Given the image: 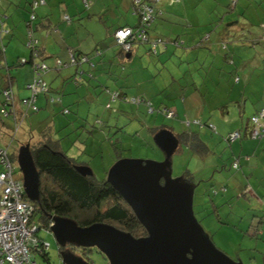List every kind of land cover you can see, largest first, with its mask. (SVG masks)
I'll return each instance as SVG.
<instances>
[{
    "label": "rangeland",
    "instance_id": "374dc122",
    "mask_svg": "<svg viewBox=\"0 0 264 264\" xmlns=\"http://www.w3.org/2000/svg\"><path fill=\"white\" fill-rule=\"evenodd\" d=\"M35 1L31 2L32 7L38 4L51 7L57 9L58 17L62 15L63 19H69L65 2L42 5L45 1L39 0L35 5ZM104 1L106 5L114 4L113 7L104 6L105 14L114 22L132 26L137 23L133 0ZM234 1L157 0V6L164 12L163 17L154 22L151 33L177 39L179 44L170 47L171 52H160L153 57L144 53L135 58L134 68L136 65L142 67L136 72L135 81L131 75H126V70L124 75L121 70L116 74L114 79L119 82L116 84L111 80L107 87L126 91L122 87L126 86L131 91L128 101L112 99L102 85L90 82L89 89L99 102L98 106L86 100L91 98L85 97L86 87L79 89L78 94L83 98L80 116L70 104V99L77 95L67 92L76 84L66 77L73 65L60 67L58 71L55 66L58 60L66 62L69 57L67 60L58 55L59 52L44 56L37 44L38 53L33 54V61L50 67L42 75L50 90L36 97L37 111L26 110L20 101L17 102L15 117L12 113L4 115L0 93V145L17 151L28 142L32 148L34 145L31 144L39 142L36 141L38 125H42L41 130L50 125L54 130L51 136L58 140L65 154L76 161L88 162L96 179H103L119 158L163 160V151L153 142L156 132L151 134L150 128L171 127L176 134L195 131L208 144L211 153L204 158L188 151V155L174 153L171 157L172 176L192 172L189 181L196 183L194 214L218 249L243 264H264V137L259 140L244 137L242 129L246 124L251 127V116L264 106V0H239L236 7ZM80 3L87 7L91 1L80 0ZM69 13L73 24L77 25L80 18L71 11ZM3 15L10 18L6 20ZM34 18L23 4L8 5L7 10L0 7V32L5 30L2 26L5 21L10 23L9 28L18 27L17 33L20 32L12 40H8L6 34L2 39L1 34L0 48L4 47V59L0 61V90L11 74L14 76L13 90L22 95L20 97L30 95L26 80L32 82L35 77L31 64L20 66L18 62L22 58L29 59L32 53L28 34H33L28 33V29L33 28L32 24H38L39 17ZM110 23L107 20V24ZM102 42V47L106 46V42ZM113 45L119 50L117 44ZM139 46L147 52L144 45ZM14 62L16 65H12ZM84 77L82 83L87 84L88 77ZM238 85L239 89L236 88ZM139 96L144 101L131 102ZM88 106L91 107L90 120L83 125L78 116L85 118ZM65 108L69 113L62 112ZM163 108L174 111L175 117L164 116L160 111ZM96 116L102 120L107 118L109 127L104 131L92 128ZM91 129L96 131L91 133ZM236 131L241 137L229 141L227 136ZM116 139L118 148L113 145ZM244 148H249L250 152L246 154ZM234 161H237L238 168L232 167ZM15 169L21 173L17 161ZM40 180L49 181L42 174ZM246 186L253 188L245 193L243 188ZM42 227L47 231L40 228L37 235L48 244L49 261L37 254L36 263L63 264L53 235L45 225ZM73 251L79 253L76 249ZM86 258L90 264H108L96 248H89Z\"/></svg>",
    "mask_w": 264,
    "mask_h": 264
},
{
    "label": "water",
    "instance_id": "95a60500",
    "mask_svg": "<svg viewBox=\"0 0 264 264\" xmlns=\"http://www.w3.org/2000/svg\"><path fill=\"white\" fill-rule=\"evenodd\" d=\"M29 63V61L27 62ZM164 153L161 161L119 158L107 170L106 182L132 210L146 235L135 237L116 226L95 222L87 226L60 215H49L53 235L63 264H90L66 246L96 248L108 264H243L217 248L197 220L193 210L196 183L184 176H172L171 157L179 145L168 129L153 135ZM22 173L23 191L33 202L40 198V172L30 144H22L16 154ZM81 175H92L89 166L77 164Z\"/></svg>",
    "mask_w": 264,
    "mask_h": 264
},
{
    "label": "trees",
    "instance_id": "16d2710c",
    "mask_svg": "<svg viewBox=\"0 0 264 264\" xmlns=\"http://www.w3.org/2000/svg\"><path fill=\"white\" fill-rule=\"evenodd\" d=\"M156 2L154 3L155 8L158 11H161V14H157L155 16L156 18L153 19L150 26L146 29L147 30L146 33L148 37L152 39L159 38L164 43L162 44L158 43L156 45V48L152 49L151 46L148 45V43H144L140 39L133 38L128 41L130 43V50L128 52H125L122 49L125 53H132L133 50L135 49L134 45H137V47L139 45H144L145 47H147L146 48L147 52H145L147 53L146 55L148 57H153V56H158L160 54L159 50L165 47L167 43L168 44L173 43L176 46L179 44L177 39L170 42L171 41L170 39L164 38L161 35H155V36L152 35L151 33L152 25L154 24L157 18H161L163 16V10L157 6ZM138 25H139V16H138V22L134 27L136 28ZM127 27L134 28L132 26H127ZM113 41L115 44L119 45L114 38V33H113ZM74 53L76 54V52ZM77 55L86 56L87 60L79 61L78 64H67L66 66L73 65L80 67L81 64L84 62H87L91 67L94 66L93 63L90 61V55L83 53L82 54L79 53ZM31 61L32 59H30L29 64H31ZM62 67L65 66H61V68ZM77 70H79L80 73V69L78 68ZM7 79H8L7 81L8 84L6 85V87H9L11 86L10 75L7 77ZM73 80L76 83L80 82V75L75 76ZM49 89L50 88L48 86V91ZM105 89L107 90L109 95L112 96V99H122L127 101L129 100L128 97L124 94V91H120V90L115 91V90H110L109 88H105ZM27 97L21 98L20 101ZM135 101L140 102V101H144V99L143 97L139 96L131 100L132 103H134ZM65 109H63L62 111L63 113ZM168 110L171 109L163 108L160 111L164 114V116L167 117ZM31 111L33 112V110ZM67 113H69V110ZM256 114L257 112L254 113L253 115ZM175 115L176 114L174 112V116L168 118L175 117ZM101 122H102L101 120L95 121V123H98V126L100 125ZM250 122H251V127L247 124L244 127H242V129L244 130L243 135L244 137L253 138L251 131L253 129L254 124L251 120ZM105 127L107 126L104 125V128ZM162 127L164 128V126ZM45 128L47 129H45L44 131L42 130V132L40 133V136L44 137V141L38 142V144L36 143L31 144L34 145L31 148V153L35 165L40 172V176L42 174L49 181L48 183H44L43 181L40 180V185H39L40 198L38 201L36 202L30 201L25 196V199L32 202V205L34 207L32 220L37 226L35 236L38 239L36 243L37 250L35 251L36 253L35 256L38 254L44 261H49L48 251L47 248H45V243L47 242L44 238L37 235V231L40 228H43L45 230V228L42 227V225H45V227L49 228L50 226V218L48 217L49 215H60V216L72 218L81 226H87L95 222L110 223L121 230L130 232L135 237L146 235L145 229L138 222L130 207L120 197V195L112 188V186L106 182L105 178L96 179L94 174L83 176L79 172H77L74 168L75 165L83 164L88 166L87 165L88 162L87 163L79 162L67 156L64 151L58 148L57 146L58 140L54 139L53 136L51 137V133L54 132L52 127H50L49 125ZM115 128L118 129L117 127ZM262 128L264 127L262 126ZM239 131L236 132L238 133V137H241ZM45 133H48V136ZM197 134L198 133L195 131L179 132L177 137L181 142V144L189 146L192 152L197 153L200 155L201 158L202 157L204 158L206 155H209L208 152L209 147L205 145L204 142H202V140ZM228 137L229 135L227 136V139L230 141ZM262 137H264V130L260 133V136H256L253 139L259 140ZM117 143L118 141L116 139V142L113 144L114 148H118L116 145ZM9 151L12 157L16 160L17 151L15 150L14 151L9 150ZM234 163H236V166H234ZM232 167L238 168L237 161L233 162ZM191 175H192L191 173H187L185 175V178L191 180ZM66 248L71 250L72 252H74L73 251L74 249L76 250L78 249V247L76 246H72V247L66 246L64 249ZM62 249L63 248H59V250ZM86 253L87 251L83 252L82 254L79 252L78 255L83 256V258H85L88 261V258H86Z\"/></svg>",
    "mask_w": 264,
    "mask_h": 264
},
{
    "label": "crops",
    "instance_id": "0c3cea01",
    "mask_svg": "<svg viewBox=\"0 0 264 264\" xmlns=\"http://www.w3.org/2000/svg\"><path fill=\"white\" fill-rule=\"evenodd\" d=\"M33 1L34 0H0V7L5 8L7 10L8 5L14 6V4H16V6H17V5L23 4L27 8V10H30L34 14V17H35L34 19H37V17H39V21L37 22L38 24H32L33 28L31 29V32H32L33 36H35L38 40L39 52H41L44 56H49V55L52 56L53 52H59L58 55H61V56L63 55L68 60L70 52H76V54H79V53L82 54L83 53V54L90 55V61L94 65L93 67H91L87 62H84L81 64L80 67L72 66V68L70 70H68L66 73V77L68 79L69 78L73 79L75 76L80 75V83L78 82V84H77L74 81L76 83L74 85L72 82L74 87L71 86L69 89H67L68 90L67 92H71V93H73V95L74 94L77 95V96L73 97L74 99H72V100L70 99V104L72 105L71 109L73 111H75L77 113V115L81 114L80 108H81L82 101H83V98L81 96H79V94H78L79 89L86 87L85 89H86L87 93H86L85 97H88V96L91 97V98H86V100L87 101H89V100L93 101L96 103V105L99 106V102L93 98V96H92L93 92H91L89 89V85H90L89 83L90 82L96 83L98 85H102L103 89L109 88V87H107V85L109 84V82H111V80H115L114 78L117 77L116 74L119 73L120 70L122 71L121 75H124L123 72L126 70V72H127L126 75H128V76L131 75L130 78L132 79V81H135L136 72H138V70L142 67L140 65H136L134 68V66L132 64L133 63L136 64L135 58L144 54L145 51H143L141 46H138L137 48H135L133 50L132 53H125L119 45H118L119 50H116V46L113 45V44H115L113 41L114 31L120 27L132 26V25H130L128 23H116L117 21L114 22L110 17H108L107 14H105L104 6L113 7L114 6L113 3H109L108 5H106L104 0H90L91 4L87 7H85V6H82V4L80 3V0H72V2L70 4H69L70 0H44L45 3H43L42 5H44V4L47 5V3L52 4V2H59V3L65 2L67 4V6H65L66 14L69 16V19L68 18L63 19L62 15H61V17H58L57 9H55L57 11L56 12L54 10V8L39 6V4L35 7H32L31 2H33ZM237 2H239V0H235L233 2L234 7H236ZM69 8H70V10H69ZM85 8H87V10ZM84 10H86V12H87L86 15L83 14ZM70 11L72 12V14H77L78 18H80V22L77 25L73 24L74 20L72 18V15L69 13ZM163 12H164V10H163ZM83 15L85 17L82 19L81 17ZM4 18L6 20H8L10 18V16L6 15V17L4 16ZM157 19H160V18H157ZM107 20H110L111 23L107 24ZM67 24L69 26H66ZM136 24H134L132 27H134ZM9 25H10V23L8 21L3 22L2 26H3V28H5V30L0 32V39H1V34H3L2 39L4 38L5 34L7 36H9L8 40H12L15 37V34H20V32L17 33L18 27H14V29H13L12 27L9 28ZM39 31H42V32H39ZM22 33H23V31H22ZM152 35L155 36L157 34L153 33ZM101 41L106 42V46L102 47V44L100 43ZM172 41L173 40H171L170 42H172ZM173 46L175 47L176 45H174L173 43H169V44L167 43V45L165 47L161 48L159 50V52H164V51L171 52L170 47H173ZM3 48L2 49L0 48V61H3V59H4ZM146 48L147 47H145V50H146ZM50 52H52V53H50ZM30 59H33V57H31V54H30V57L28 60H30ZM19 61H20V59L18 60V62ZM6 62H8V59H6ZM66 62H68V61H66ZM26 64H29V63H26ZM26 64H23V65H26ZM12 65H16L15 62ZM23 65H20V66H23ZM68 66H65V67H68ZM119 67H120V69H119ZM56 68H57V71L59 69H61L57 66H56ZM78 68L80 69V73H79V70H77ZM9 75L11 78V88H12V91H13V94L15 97V105H17V102L19 103L21 98L27 97L29 94L27 96L23 95V97H20L22 95H17L14 92L13 85H12V81H13L12 79L14 78V76H12L11 74H8V76ZM84 75H86L88 77L87 84L82 83V81H85V79H86L84 77ZM71 79H69V81ZM30 81H29V79H27L26 83L29 84ZM115 82L117 84L119 81L116 79ZM7 84H8V82L5 80V83H3L2 87H1L0 93H1L2 89L6 87ZM81 84H82V86L80 87ZM122 87L125 88V90H126V91H124V94L126 96H129L128 94H130L131 91L127 90L126 86L125 87L122 86ZM236 88L239 89V85L236 86ZM37 98H36V101H37ZM90 108L91 107L88 106V108L86 110L87 113H86V115H84L85 118L79 117L80 115L78 116V119L82 121L83 125H86V122H89L88 120H90V119H88ZM261 108H264V106H262ZM95 112H97V110H95ZM103 117L104 116L102 115V118ZM102 118H100L99 116H96L95 120L93 121L92 128H96V129H98V131L99 130L104 131V129H103L104 125L110 124V121L107 120V118L104 119L105 120L104 121V120H102ZM97 120L102 121L100 123L101 126L100 125L98 126V123H95V121H97ZM41 126L42 125L40 124L37 127V128H39V130H38L39 132H38V139L36 141H39V142L44 141V137L40 136V133L42 132V130L40 129ZM106 126L109 127L108 125H106ZM142 127H144L143 123H142ZM164 128L168 129L174 133V131L171 127H164ZM45 129H47V128H44L43 131ZM141 129H139V130H141ZM160 129H163V127H153V129L150 128V132H151V134H153V133H155V131L157 132V130L159 131ZM95 131H96L95 129L90 130L91 133H94ZM110 132H111V130H109V133ZM45 134L48 136V133H45ZM174 134L176 136L178 135V133L177 134L174 133ZM197 135L202 140V137L199 135V133ZM110 140H112V139L109 136V141ZM202 142H204V144L208 146V144L205 141L202 140ZM35 143H38V142H35ZM57 146L60 150H62L61 147L59 146L58 142H57ZM244 150H245L246 154H247V152H250L249 148H244ZM186 151H188L189 153H191L193 155L200 157L199 154L192 152V150L190 149L189 146L181 144V142L179 141V145H178V147L174 153L178 152L179 155H185V154L188 155V153ZM208 152L211 153V150L209 149ZM70 158H72V157H70ZM187 173L192 174V172H190V171L186 172V174ZM251 188H253V187H250V189ZM250 189H248L247 186L243 188L245 193H248V191ZM223 190H225V188H223Z\"/></svg>",
    "mask_w": 264,
    "mask_h": 264
},
{
    "label": "built area",
    "instance_id": "2783aa9c",
    "mask_svg": "<svg viewBox=\"0 0 264 264\" xmlns=\"http://www.w3.org/2000/svg\"><path fill=\"white\" fill-rule=\"evenodd\" d=\"M157 0H133L135 13L139 16V25L135 28L122 27L116 29L114 38L125 52L130 50L129 40L135 38L140 39L144 43H148L152 49L156 48L158 43H164L161 39H152L147 35V28L150 26L157 14H161L155 8ZM39 0L34 4H38ZM32 17L34 15L32 14ZM31 33V29H28ZM28 46L32 49L33 54L38 53V41L31 34H28ZM86 56L77 55L70 52L69 61L62 62L58 60L57 67L66 66L67 64H78L79 61H86ZM30 60L22 58L19 64H26ZM35 77L32 82L26 85L30 90V95L20 101L21 105L26 110H37L35 99L38 94L48 91V86L42 75L48 71L49 67L44 63L31 61ZM4 103V115L12 113L15 117V97L11 86L2 89ZM8 107L10 108L8 110ZM68 110H64L67 113ZM174 116V111L168 110L167 117ZM253 122L251 131L252 137L260 136L264 130V108L259 110L256 115L250 119ZM17 128H15V131ZM238 133L235 132L229 135V139H235ZM15 160L8 146L0 145V264H37L35 260V251L37 250L36 243L38 241L35 236L37 229L36 224L32 220L34 207L32 202L25 199L23 191L22 173L15 169ZM236 166V163H234ZM45 248L48 244L45 243Z\"/></svg>",
    "mask_w": 264,
    "mask_h": 264
},
{
    "label": "flooded vegetation",
    "instance_id": "af4514ba",
    "mask_svg": "<svg viewBox=\"0 0 264 264\" xmlns=\"http://www.w3.org/2000/svg\"><path fill=\"white\" fill-rule=\"evenodd\" d=\"M78 249H80V250H78ZM78 249H77V251H79L81 254L88 250V249L82 250L83 248H78Z\"/></svg>",
    "mask_w": 264,
    "mask_h": 264
}]
</instances>
